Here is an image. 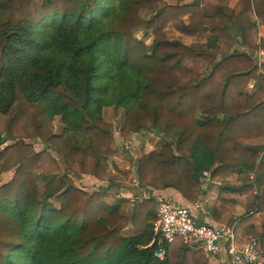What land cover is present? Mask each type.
Segmentation results:
<instances>
[{
	"label": "trees",
	"instance_id": "1",
	"mask_svg": "<svg viewBox=\"0 0 264 264\" xmlns=\"http://www.w3.org/2000/svg\"><path fill=\"white\" fill-rule=\"evenodd\" d=\"M224 2L0 0V176L14 171L0 183V264H210L181 240L156 256L150 199L126 213L123 199L75 184L84 174L102 179L115 153L103 119L110 106L126 109L125 139L142 130L166 139L136 163L141 187L174 188L196 203L205 171L214 180L236 171L245 210L264 212V62L231 49L235 34L264 51V0H237L230 11ZM169 24L190 38L210 31L213 41L189 46L169 37ZM135 31L151 32L152 44ZM131 220L142 224L127 234Z\"/></svg>",
	"mask_w": 264,
	"mask_h": 264
},
{
	"label": "rangeland",
	"instance_id": "2",
	"mask_svg": "<svg viewBox=\"0 0 264 264\" xmlns=\"http://www.w3.org/2000/svg\"><path fill=\"white\" fill-rule=\"evenodd\" d=\"M236 1L237 0H225V10L230 11L234 7ZM143 16L146 18L149 17L147 14H143ZM134 34L145 43L149 45L152 44L153 37L151 32L135 31ZM167 34L171 39H181L183 43L197 49H202L213 41L210 37V31H204L198 37L190 38L179 34L171 24H169L167 28ZM260 36L264 38V27H260ZM231 49L232 51H248L253 56L254 62L259 65L264 62V57H262V59L260 58V50L251 52L241 44L240 38L235 34H233V39L231 40ZM193 67L202 75H205L210 71L205 62L201 59L195 60L193 62ZM254 87V82H251L248 89L253 90ZM103 119L113 128L115 141L112 145L115 153L110 159L103 160L106 173L102 179L84 174L73 177L75 184L90 193L104 190L106 192L105 199L109 203L121 201L123 199V210L126 213H131L135 204L140 203L143 205L150 200L154 202V208L158 210L159 202L156 197L152 196L147 188L144 189L141 187L137 175L136 163L143 155L153 150L159 151L166 139L151 130H142L139 133H131L129 137L125 139L122 136V130L126 125V109L123 107H106L103 110ZM64 126L65 124L61 120V117L55 116L53 120L54 132L61 133ZM26 141L33 143L36 151L44 150L47 147L41 139H26ZM11 143L13 142L9 141L6 145ZM263 154L264 152L262 155ZM54 155L56 154L54 153ZM39 173L42 174L43 171H40ZM13 174L14 171L3 173L0 176V183L10 181ZM60 175H62V173H59L54 181H58ZM86 176L89 177L86 178ZM38 183L42 190L48 185L47 180L41 176L39 177ZM148 197H150V200H147ZM142 201L144 202L143 204L141 203ZM141 220H143V218ZM138 222L139 221H137V223ZM141 224V222H139V224L133 223V220H131L127 226L126 233L133 234L137 232L138 226L136 225ZM235 231L237 235L238 228Z\"/></svg>",
	"mask_w": 264,
	"mask_h": 264
},
{
	"label": "built area",
	"instance_id": "3",
	"mask_svg": "<svg viewBox=\"0 0 264 264\" xmlns=\"http://www.w3.org/2000/svg\"><path fill=\"white\" fill-rule=\"evenodd\" d=\"M259 55L264 57V51L260 50ZM203 175L208 177L209 172L205 171ZM251 180L254 183L253 189L257 192L254 174L251 175ZM149 199L150 197L147 198ZM158 202L157 218L153 222L154 231L160 236L161 244L156 252L157 257L164 258L165 245L181 240L186 245L202 249L211 261L221 256L225 250L228 254L225 264H264V248L254 235H250L245 243L239 245L235 224L214 226L199 221L190 207L163 198Z\"/></svg>",
	"mask_w": 264,
	"mask_h": 264
},
{
	"label": "crops",
	"instance_id": "4",
	"mask_svg": "<svg viewBox=\"0 0 264 264\" xmlns=\"http://www.w3.org/2000/svg\"><path fill=\"white\" fill-rule=\"evenodd\" d=\"M202 180L203 194L196 203L188 201L174 188L152 189L149 193L156 197L157 201L163 198L190 207L194 216L201 222L214 226L235 224L236 229L238 228L239 245L245 243L250 235H254L264 248V212L245 210L244 195L239 192L242 182L238 173L230 172L225 180H214L209 172V176L203 175ZM227 257L228 254L224 250L217 259L210 260V264H225Z\"/></svg>",
	"mask_w": 264,
	"mask_h": 264
},
{
	"label": "water",
	"instance_id": "5",
	"mask_svg": "<svg viewBox=\"0 0 264 264\" xmlns=\"http://www.w3.org/2000/svg\"><path fill=\"white\" fill-rule=\"evenodd\" d=\"M131 159H132V156H131ZM157 244H158V241H157V240H154V241L151 243V246H152V247H155Z\"/></svg>",
	"mask_w": 264,
	"mask_h": 264
}]
</instances>
